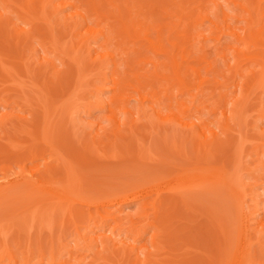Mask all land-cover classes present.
I'll use <instances>...</instances> for the list:
<instances>
[{"label":"bare ground","instance_id":"1","mask_svg":"<svg viewBox=\"0 0 264 264\" xmlns=\"http://www.w3.org/2000/svg\"><path fill=\"white\" fill-rule=\"evenodd\" d=\"M146 1L147 0H0V69L6 72V74L13 73L15 68L22 72L26 70L28 73L31 68V72H33L34 66L31 65L34 63V65H37L40 76V73L45 74L49 69L54 68V59L48 62L45 57H42L40 62L33 61L35 59L33 58L32 52L34 53L36 48L34 47L33 51L31 46L32 42L37 41L36 39L38 38L39 43L37 44L47 43L50 52H52L53 56H57L60 61L62 60V63L63 60L65 62L68 60L67 68L62 67L61 70L52 69L54 70V74L56 73L55 76L57 77L55 78H57L58 80L56 81L59 82L56 84L59 85V88L57 85L56 87L53 86L61 92L59 94V92H57L58 90L55 89L54 91L56 92L54 95L57 93L62 102L59 101L58 103H60V105H55L53 108L51 107V112H47L46 116H43V119H41V122L43 121L41 130H38L37 134H35L41 144L45 143L44 146L46 145L47 147L45 150L48 151L47 157H49V159H46V156L41 154L40 156L43 157L44 162L41 161V163L35 165L36 169L33 168V171H28L18 179L7 178L8 175H6V171L9 170V166L8 168L4 165L0 166V173H4L2 177L4 182H0L1 197L3 196L4 198L5 196H9L8 194L15 190L19 191L17 189L23 187L20 190L23 191V196H33L38 200H31L35 202V206L33 205L34 207L31 210L28 206L30 211L27 214L25 212L28 208L24 209L23 206L20 208H23L25 212L19 211L20 208L17 210V206L14 207V209L11 208L14 211L6 210L9 211L6 212L8 213L7 215L0 212V264H264V243L261 242L262 239L260 240L259 236H256V238L255 235L253 236V231L256 232L258 229L251 228V224L249 223L250 220L245 218L243 214V200H245L243 198H245L244 195H246L245 184L241 182L239 178L240 174L236 172L239 167L242 168L240 166L242 163L239 164L241 160L237 157L238 162L236 161L235 165L237 169H234L233 175L230 171L231 175L229 173L227 174L228 170H226L227 168H225L224 165L221 166V168L213 167L211 165V157L219 152V150H222L224 155L223 151L226 153V149H228L226 146L228 143L222 141L221 138L219 140L218 135H212L213 131L211 132L209 129L208 118H205L208 116H205V113H203L206 106H186L188 103L184 105L183 101L178 102V95H176L175 98L172 96V93L175 91L176 93L178 92L177 94L181 95V93L184 94L185 91L190 92V89L192 91L193 88V90L196 89V91H193L196 94L200 89L201 93L198 91L197 94H200L199 97L203 95L202 100L199 102L202 103L205 101L203 99L205 98L204 96L207 95L206 92H209L208 95L212 97L217 94V106L215 111L221 109L222 116L225 115L227 117V128L229 127V122L234 121V118L239 119L245 116L244 119H247V115L250 112L247 114L246 112L250 107L253 108L252 111L261 117H259V119L263 120L264 0H249V2L248 0H228L231 3L226 2V4L224 3L225 6L220 4L224 2L223 0H169V2L166 0L169 4L160 3V5H157L158 3L153 2V0H148L147 3L150 1L149 4H147L149 7L146 5L148 8L145 7ZM232 5L235 6L236 9H234L235 7L233 8ZM145 8H151V10H148L150 13H146V11L143 10ZM66 9H69L68 14L62 15L63 11ZM154 10H159L160 12H157H159L161 16H152L151 14ZM233 10H236L237 13L233 12ZM238 10H241V12L239 13ZM3 16H5V18ZM14 16L17 22L22 21L28 26L25 28L19 26L17 22L14 23V21H11ZM219 16L223 18L221 22ZM2 18H4L3 21ZM235 18L236 20L238 18V20L240 19L245 22L243 27H240L236 23L234 24L237 26H234V24L232 25V21L233 19L235 20ZM205 21L208 29L202 28ZM207 22L210 24V27H208L209 25ZM40 25L43 28H41ZM82 29L84 30L82 31ZM218 34L231 37L230 39H227L228 37L225 38L228 40L225 44L228 45V42L232 38L234 42L231 40L233 43L230 42L228 46L222 44V47H227L226 50L224 48L222 50V48H220L221 42L213 38L218 37ZM211 37L213 41L217 40L218 42L216 44L215 42L213 43L217 46L216 48L212 45L217 56L214 55L211 46L209 47L211 50L208 48L209 51L207 50V56L205 55L206 47L209 45L207 41ZM206 42L207 45H205ZM31 50L32 52H30ZM27 51L31 54H26L25 52ZM93 52H95L96 55H92ZM147 52H149V55ZM209 53H212L215 57L213 58V55H209ZM151 54L153 57L150 56ZM154 54L156 56L159 55V59H157ZM154 57L156 58L154 59ZM87 58L88 60L86 61ZM9 59L10 61L14 59V67L16 66L13 68L14 70L11 69L12 66L8 67ZM47 62L51 65L49 69L42 66ZM143 63L151 64L152 69L149 70L151 72L145 73L144 70L141 69L140 65ZM52 64L54 66H52ZM150 64L146 67L150 68ZM38 65H41L43 68H39ZM86 65H88L89 68L91 67L90 73L88 72L89 74H86L88 70L85 69ZM139 68L141 69L140 71L138 70ZM59 72L65 75L63 79L61 76H58L60 75ZM9 74L8 76H10ZM189 79H197L198 84L194 81L197 86L192 80L190 84V82H188ZM45 81L46 80H44V82ZM89 81H91L89 85H91V91L93 90L92 93L94 94L92 95L94 96V100L83 101V97L81 98L80 96L82 95L81 90L84 88L82 86L84 84L82 83H89ZM106 82H111V88H114L116 91L112 97H109L110 99L108 98L109 100H103L100 97L102 96ZM162 82L165 83L164 89L163 92L161 91L162 94L158 95L156 88L159 85L161 86L160 83ZM188 83L192 86L188 85ZM155 84L156 87L154 88L153 85L155 86ZM228 84H231L234 89L238 90V95L234 97L235 99L230 103L227 112H225L223 107L225 105L224 99L225 95H228V92L225 91L226 89L224 90L225 92H222L220 87ZM194 85L196 86L195 88ZM47 87L49 86H45L44 88ZM217 87L220 89L217 90L219 92L215 91ZM32 88L39 91V96L35 95L39 100L32 97L35 101L37 100L40 102L44 99V103H46L49 98H52L50 97V91L48 92L47 89H44L42 86L37 87V84H34ZM89 88L88 91L90 90ZM173 89H175V91ZM20 90L22 91V89ZM48 90H51V87H49ZM170 90H172V92L167 94ZM27 91H32V89ZM70 91H72V93ZM204 92L206 95L203 94ZM82 93L84 92L82 91ZM170 93L173 98L170 99L168 97V99L174 100L171 101L172 103L163 105V98H166V94L170 95ZM73 94H75L77 98H72ZM195 94H191L193 96L189 99L192 103L194 100L198 99V96L196 97L197 94ZM164 95L165 97H163ZM6 98L3 99L5 104H3L4 107H6L7 103L8 105L11 102L17 103L14 100L10 101L9 98ZM130 98L135 99L138 104L136 106L131 104ZM26 99L28 98H25V100ZM26 101L30 104V102H28L29 100ZM191 101L189 102L191 103ZM32 102L33 101H31V103ZM148 102L152 104L146 106L145 103ZM180 102H182L181 104L184 105V107L186 106V109H184V107V110L180 108L181 112H176L177 114H174V117L172 115L171 118H164V116L160 115L164 108L168 107L166 109H169L171 105H175L177 108ZM115 103H118L119 106H121L120 108L123 107V110L120 111H123L122 114L128 115V118L125 117L124 120L126 121H121L117 116H111L109 117L111 125L107 123L109 125L108 128L105 127L106 123L101 126L99 123L102 121L97 120L98 123L95 122L96 124H93L97 126V131L95 130L96 132H94L95 134L93 135L96 136V142L93 148H95L94 150L96 152L99 151V155L103 156H105L104 154H106V151L109 153L108 149H112L113 151L110 150L112 151L110 152L112 155L109 154L111 155V159L112 156L116 159L119 154L123 156L124 159L118 160L119 162L123 161L122 165L118 163L119 166H116V164H114L115 161L113 162L115 166L106 164L107 166L103 168L107 171H111L113 174L120 173V175H125L128 174L125 172H129L131 169L132 171L137 170V172L143 176L145 175L144 178L146 179L142 177L140 179L139 176L138 178L140 180L143 179L142 181L127 182L123 180L122 185L118 186L119 183L116 186L119 187L117 190H110V192H106L102 196H98L97 194V196L94 197L88 196L86 192V194L83 192L82 186L83 184L86 186L89 185L84 183L85 181L81 182V178L83 177L79 175V169L76 171L77 166L73 164L78 163L77 165L79 167L80 163L81 165L84 164V167H87L89 166L88 162L91 163L93 160L87 161V157L83 155L84 149H82V154H77L79 156L77 157L76 153L79 152L77 148L80 147H77V142H79L78 140L80 139L77 138L76 141V138L72 135L75 132L71 130L72 133H70L69 131L72 128H76L75 131L77 132V129L82 127L80 123H76L77 121L74 120L78 118L79 112L77 109L79 110V107L84 109L81 108L84 114L86 112L88 113L87 115H89L93 107L97 109L109 107L111 111H113L112 108ZM33 104L35 105L38 103L33 102ZM181 104H179V106H181ZM194 106L196 109L193 111L191 109ZM12 109L10 112L0 116V123H4L6 126L8 121L5 120V118L13 115ZM47 110L50 111L48 107ZM149 110L153 111L150 117L148 113ZM58 113L60 114V119L64 121L62 124L61 121L60 124L57 122V120L60 119H54L55 116L59 115ZM76 114L77 118H73ZM61 115H64L63 117L66 120H63ZM68 115L70 117L69 119L67 117ZM152 115L154 116V119H152L155 121L156 119L157 121H173L184 128V133H182L183 136H185L183 145H181V142L179 145L175 139H172V143L170 142L172 147H170L175 149L174 153L183 155L180 156L182 159H179L181 161L187 160L185 162H188L187 164L182 163L184 164L182 165L181 162L178 164L175 161L176 155L174 159L168 156V160L165 157L167 155L161 151H159L161 153H158V155L156 154L157 156H155V159L150 145L148 144L149 146H146L147 143L144 144L140 140L139 136L142 131L138 126L143 127L145 125L146 128H149L150 125L149 130L147 128V133L148 135L150 134L149 137L154 131L155 134L153 135H160L159 131L156 129L158 127L155 128V125L151 126L152 121L150 118ZM14 116L20 124L24 123V126L26 125L25 123L28 121L30 122V120H27L28 118L26 119L24 117V122H21L23 119L18 114ZM122 118H124V116ZM51 119L53 122L54 120L57 122L59 128L52 123V121L50 122ZM67 123H70L72 126L69 124L70 127H68ZM4 125L2 124L0 126L3 127ZM77 125L78 127H76ZM54 126L58 128V130H56ZM12 127L9 126L10 129ZM23 127L20 128L24 129ZM53 127L55 131H52V129L54 130ZM25 129L27 128L25 127ZM59 132L62 133L60 134ZM78 133L79 132L74 135L78 137ZM5 134H7V132H5ZM9 134L10 132H8L7 135ZM70 134L72 137H70ZM90 134L92 136L91 132ZM67 136L68 138L70 137L71 140L73 139V141L75 139L76 143L69 140L76 144L75 146L68 143ZM37 139L35 138V140ZM82 139L86 140L85 138H81L79 142L81 145L80 149L83 146L85 148L86 143L90 141L83 144L82 141L84 140ZM93 140L90 143L93 144ZM39 141L35 142L37 143ZM161 142L162 140L159 143L162 144ZM185 142H191L192 146L195 147L196 150L193 149L195 150L193 151V157L188 156L189 151L185 149L187 147V143L186 145L184 144ZM261 142L264 143V141ZM60 145H66L67 147H65L69 148L72 154L75 153L73 154L75 157L73 156L74 158L72 157V159L70 158L71 154L69 152L66 153L67 150H64L67 156L70 154L67 158L72 160L73 163L64 157L66 155L60 154L62 151H59V149H63ZM230 145L229 143V147ZM32 146L33 144H31L30 147ZM116 146L119 149H116ZM161 146H163V144ZM183 146L186 147L184 148ZM30 147H28L27 152L33 150ZM234 147L235 144L233 145V148ZM29 148L31 150H29ZM86 148L88 149L89 146H86ZM86 148L85 151L88 153ZM34 151L32 155L36 157L37 154L35 155ZM191 151L192 150H190V153ZM40 153L41 152H39V154ZM240 154L241 152L239 155ZM88 155L92 158V154L89 153ZM228 155L230 157V154ZM232 155L234 156L233 153ZM81 156H84V158H80ZM97 156L95 159H98L99 156ZM233 158L234 157H232V159ZM145 159L158 160L155 163L158 162L159 164H153L151 167L148 165L145 166ZM170 160H174L173 164H175L173 168ZM52 161L56 164H51ZM111 161H109L110 164L112 163ZM95 162L97 161L95 160ZM95 162L91 163V165L96 164ZM128 163L131 165L133 163L134 167L138 165L133 169V166L128 165ZM232 163L235 164L231 162V165ZM101 165L103 164L99 163L97 166L100 167ZM125 165H128L129 168ZM141 165L142 168H140ZM159 165L164 169L166 168L165 166H167L168 169L172 168L174 171H177L174 172L175 174L171 179H166L167 182H165V180L161 181L159 177L164 171L156 174L157 169L160 168L158 167ZM177 165L182 166L177 167ZM20 168L22 169L24 167ZM106 170H104V172ZM122 170L125 172L121 173L123 172ZM144 170L146 174H144ZM104 172L102 174H104ZM172 172L171 175H173ZM107 173L109 174V172ZM60 174H64V178L63 176L61 177ZM80 174H82V172H80ZM234 174L238 175L234 176ZM161 177L164 178V176ZM87 178L86 180H88ZM168 179L170 180L168 181ZM102 181L103 184L104 180ZM109 184H107V187ZM91 186L90 184L89 187ZM92 187L94 188V186ZM91 188L86 189L93 192ZM221 189H226L229 196H225L226 194L224 195V193L220 191ZM98 191H100V189ZM25 193L27 194L25 195ZM88 194L90 195V193ZM212 194L216 196L217 200L215 202L221 200L220 202H222V204L224 203L221 205L219 202L220 206L223 207L224 205H228V201L225 202V199L228 200L229 197H231L232 200L234 199L233 203L236 207L235 215L238 219L237 226L234 225L236 228L233 227L236 237L233 235V231L230 228L231 224L229 225L228 223L231 218L226 221V218L223 219L224 217H217V206L214 207L215 203L213 204V201L210 200V198H214L213 200H215V197H211ZM208 200L211 202H208ZM129 202L137 203L138 207L133 214L135 216V218L133 217L134 220H132L131 217L130 219L132 221L130 222L129 217L131 215H126L124 222L119 215L113 216L115 212H107V210L104 209L106 206L112 205L115 207L113 210L120 213L123 204ZM36 203L38 204L36 205ZM92 207H94V209H92ZM98 207H100V210L105 211L106 214L96 222L95 217L100 213ZM235 209L233 210L235 211ZM17 211H19V213H16ZM220 213L223 214L222 212ZM226 215L227 213L225 216ZM201 219H203L204 222L200 221ZM111 221L113 225L110 224ZM261 226L264 229V224ZM55 227H59L58 229L56 228L59 232L56 237H54V233H57ZM13 229H15V231L18 230L16 231L17 233H14L15 231ZM66 229L68 230L67 233ZM115 229L118 231L114 232ZM44 232H46L47 235ZM148 232L150 235L145 241L143 238ZM24 233L26 237L22 240L20 235ZM233 237H235V240ZM142 241L146 243L141 244ZM255 245L258 246L256 251L258 252L259 250V253L255 252ZM214 253L217 254L214 255Z\"/></svg>","mask_w":264,"mask_h":264},{"label":"rangeland","instance_id":"2","mask_svg":"<svg viewBox=\"0 0 264 264\" xmlns=\"http://www.w3.org/2000/svg\"><path fill=\"white\" fill-rule=\"evenodd\" d=\"M142 1V0H141ZM148 1V0H147ZM147 1H146V4H145V7H146V5L147 4H149V2L150 1H152V0H150L148 3H147ZM168 2H169V0H167ZM220 1H222V0H220ZM224 2L223 3H220V4H223L224 5V3L226 4V2H228V3H231V2H229L228 0L227 1H225V0H223ZM230 1H233V0H230ZM235 1V0H234ZM153 2H157V3H155V4H157V5H160V3H167V4H169L168 2H166V0H164V2H163V0H162V2H161V0H153ZM219 2V1H218ZM248 2H249V0H248ZM145 3V2H144ZM143 3V4H144ZM231 5V4H230ZM263 5H264V3H263ZM148 6V5H147ZM225 6V5H224ZM223 6V7H224ZM233 6V5H232ZM149 7V6H148ZM148 7H146V8H148ZM231 7V6H230ZM235 6H233V8H234ZM145 8V9H146ZM143 9L144 11H146V13L148 12V10H151V8H149V9ZM234 9H236V7L234 8ZM157 11H159V10H154L153 12H152V16H161V14L159 13V12H157ZM68 12H69V9L67 10H64L63 11V13H62V15H67L68 14ZM156 12V13H155ZM233 12H236V10H233ZM238 12L240 13L241 12V10H238ZM145 13V14H146ZM148 13H150V12H148ZM156 14V15H154V14ZM237 13V12H236ZM4 18H5V16H3ZM0 18H1V16H0ZM4 18H2V21H3V19ZM13 19H11V21H14V23L15 22H17V19H16V17L14 16V17H12ZM219 18H221V20H220V22L222 21V16L220 17L219 16ZM1 21V20H0ZM233 23H232V25L234 24V23H236L237 25H239L240 27L242 26L243 27V25L245 24V22L242 20H238V18H237V20H236V18H235V20L233 19V21H232ZM18 23V25L19 26H22V27H25L26 28V26H28V25H25L24 24V22H22V21H18L17 22ZM207 24L209 25L208 27H210V24L207 22ZM236 24H234V26L236 25ZM204 26H206V21L204 22V24H203ZM236 25V26H237ZM60 26H63V25H60ZM204 26H202V28L203 29H206L207 28V26L206 27H204ZM40 27L41 28H43L41 25H40ZM208 29V28H207ZM84 29H82V31H83ZM218 37H213V38H215V39H217V40H219V42H221V47L220 48H222V50H223V48L226 50V48L227 47H224L225 45H227V44H225L228 40H226L225 38H227L228 36H223L222 34H218L217 35ZM220 36H222V37H220ZM224 37V38H223ZM213 38L211 37L207 42H208V44L209 45H207V42L205 43V45H207L208 47H206L207 49L205 50L206 52H205V55L208 53V51H209V47L211 46L212 47V45H214L213 43L215 42V44L216 43H218L217 42V40L216 41H213ZM221 38V39H220ZM231 37H228L227 39H230ZM39 39V38H38ZM38 39H36L37 41H34V42H32V50L34 51V47L36 48V50H35V52L33 53L32 52V50L30 51V52H32V55H33V58L35 59V60H33V61H39L40 62V59L42 60V57L44 58H46L47 60H48V62H50V60L51 59H54V62H55V66L52 64V66H54V68H51V69H49L50 68V64L48 63H46V64H43L42 66L43 67H46V68H48L49 69V71L47 72V73H45V74H41L40 73V76H39V73H38V69H37V65H34V63H32V65L31 66H34L33 67V72H31V70H32V68H31V70H29V72H31V73H27L26 72V70L25 71H20L19 69H17V68H15L14 67V59L12 60V61H10V59H9V65H8V67L9 66H12L11 67V69L12 70H14L13 68H15V70L13 71V73H8L10 76H8V74H6V72H4L2 69H0V116L2 115V114H6L7 112H10L11 111V109L13 110V115L9 118L8 116H6V117H8L9 118V120H8V118H5V120H7L8 122L6 123V126L4 125V123H0V125H4L3 127L2 126H0V166H2V165H4V166H6L7 168H8V166H9V170H7L6 172H7V174L6 175H8L7 176V178H15V179H18L19 177H21L23 174H26L28 171H33L34 169H36V166L35 165H37V164H39V163H41V161L42 162H44V159H43V157H41L40 155L42 154V155H45L46 156V159L48 158L49 159V157H47L48 156V151L47 150H45V148H47L46 147V145L44 146V142H42V143H44V144H41L40 143V141L37 139V136L35 135V134H37V131L38 130H41V127H42V122H41V119H43V116H46V113L48 112V113H50L51 112V107L53 108V106L55 107V105H60V103H58L59 101L60 102H62L60 99L61 98H59L58 97V94L56 93V95H54L55 94V92L56 91H54L56 88H54V86L56 87V85L59 83L58 81H56V80H58L57 78H55V77H57V76H55L56 75V73L54 74V70H61V68L63 67H68L67 65H68V60H67V62H65L64 60H63V63H62V60L60 61V59L56 56H53V54H52V52H50V50L48 49V45H47V43H45V44H40V45H38L37 43H39L38 42ZM214 39V40H215ZM233 39V38H232ZM231 39V40H232ZM229 41L228 43V45H230V42L231 43H233L232 41ZM212 43H211V42ZM35 44V45H34ZM211 44V45H210ZM222 44H224V46L222 47ZM34 45V46H33ZM37 45H38V47H37ZM218 45V44H217ZM227 45V46H228ZM40 46V47H39ZM219 46V45H218ZM217 46L216 45H214V48H216ZM209 48V49H208ZM49 50V51H48ZM208 50V51H207ZM211 50V49H210ZM212 50H213V47H212ZM2 51V50H1ZM29 51H27V52H25L26 54H28V55H30L31 53H30ZM96 52V51H95ZM95 52H93L92 53V55H96L95 54ZM211 52V51H210ZM148 53V55H149V52H147ZM151 53V52H150ZM213 53H214V55H216L217 56V54H215V51L213 50ZM25 54V55H26ZM142 54H144V53H142ZM209 55H213L212 53L210 54L209 53ZM208 55V56H209ZM212 56L213 58L215 57V56ZM27 56V55H26ZM146 56V55H145ZM150 56H152L153 57V55L151 54ZM150 56H147V57H150ZM154 56H156L155 54H154ZM159 55H157L156 57H157V59H159V57H158ZM207 56V55H206ZM156 57H154V59L156 58ZM211 57V56H210ZM209 57V58H210ZM50 58V59H49ZM57 60V61H56ZM88 60V58L86 59V61ZM8 61V60H7ZM32 61V62H33ZM59 61V62H58ZM58 63V64H57ZM61 63V64H60ZM70 63V62H69ZM37 64H38V62H37ZM148 64H150V63H148ZM148 64H145V63H143V64H141L140 65V67H141V69L142 70H144V72L145 73H149V72H151V71H149V70H151L152 68H151V64H150V68H148V67H146V66H149ZM41 65H38V67L40 68H43ZM57 66V67H56ZM90 66V65H89ZM145 66V67H144ZM56 67V68H55ZM91 68V67H90ZM90 68L88 67V65H86V67H85V69H88L87 70V72H86V74H89L90 73ZM121 68V67H120ZM119 68V69H120ZM147 68V69H146ZM52 69H54V70H52ZM92 69H93V67H92ZM92 69H91V71H92ZM122 69H123V67H122ZM140 68L138 69L139 71L141 70ZM12 70H11V72H12ZM63 70V69H62ZM35 71V72H34ZM37 71V72H36ZM118 71H120V70H118ZM58 72V71H57ZM89 72V73H88ZM34 73H35V75H34ZM60 73V72H59ZM91 73H93V72H91ZM11 74H12V76H11ZM38 74V75H37ZM48 74H49V76H48ZM64 74H65V72H64ZM58 76H61V78L63 79V77L65 76V75H63L62 74V72L60 73V75H58ZM44 80H46L45 82H44ZM92 80V79H91ZM191 80L192 79H189V81L188 82H190V84H191ZM54 81V82H53ZM56 81V82H55ZM194 81H196V83L198 84V80L196 79V80H192V82H194ZM62 82L64 83V81L62 80ZM61 82V83H62ZM22 83V84H21ZM24 83V84H23ZM55 83V84H54ZM57 83V84H56ZM87 82H83L82 84H84V85H82L84 88H85V91H84V88L81 90V94L82 95H80L79 93V95L81 96V98L83 97V101H93L94 100V96L92 95V94H94V93H92L93 92V90L91 91V85H89L90 83H91V81H89V83H87ZM107 83V84H106ZM105 83V86H104V90H103V92H102V96H100L101 97V99H103V100H109L110 98L109 97H112L113 95H114V93L116 92L115 90H114V88H111L112 87V84H111V82H106ZM111 85H110V84ZM196 83L194 82V84L196 85ZM34 84H37V87H40V86H42L43 88L45 87V86H49V87H51V90H48L49 89V87H47V88H44V89H47V91L49 92L50 91V97H52V98H49V100H50V102H49V100L48 101H46V103H44V99H40L41 101L39 102V101H37V100H39V99H37V97L36 96H39V91H37L35 88H32V86L34 85ZM98 84H99V82H98ZM161 84V86L163 87H161L160 85V87L159 86H157V88H156V91H157V94L158 95H161L162 93H161V91L163 92V89H164V82H162V83H160ZM189 83H188V85H190ZM39 85V86H38ZM54 85V86H53ZM89 85V86H88ZM194 85V88L197 86H195ZM31 86V87H30ZM58 86V88H59V85H57ZM64 86V85H63ZM190 86H192V85H190ZM21 87V88H20ZM35 87V86H34ZM90 87V88H89ZM153 87L155 88L156 87V84H155V86L153 85ZM220 87V86H219ZM23 88H24V91H23ZM29 88H31L32 89V91H27V90H31V89H29ZM88 88L90 89L89 91H88ZM192 88V87H191ZM221 88V90H222V92L225 90L226 92H228L227 94L228 95H225V93H224V95H225V99H224V101H225V105L223 106L224 107V111L225 112H227V110H228V108H229V105H230V103L235 99L234 97H237V95H238V90L237 89H234L232 86H231V84H228V85H226V86H222V87H220ZM20 89H22V91L20 90ZM33 89H35V90H33ZM65 89H67V88H65ZM64 89V90H65ZM4 90V91H3ZM56 90H58L57 92H59V89H56ZM68 90V89H67ZM128 90H130V89H128ZM174 91H175V89H173ZM188 90H189V88H188ZM217 90H220L218 87L215 89V91H217ZM36 91V92H35ZM82 91L85 93V95H84V93H82ZM91 91V92H90ZM173 91V92H174ZM193 91H196V89H194L193 90V88H192V91H191V89H190V92L188 91H185L184 92V94L183 93H181V95L180 94H177L176 93V91L174 92V93H172V96L175 98V96L176 95H178L177 96V99H178V102L179 101H183V103H184V105H186V103H188V105H186V106H193V105H198V106H206V109L205 110H203V113H205V116H208V117H205V118H208V121H209V129L211 130V132L213 133L212 135H218V138H219V140H220V138H221V140L222 141H225V143H228V145L226 146V148H228V149H226V153H225V151H223L224 152V155H223V153H222V150H219V152H217L214 156H212L211 157V165L213 166V167H215V168H217V167H220L221 168V166H223L224 165V167L225 168H227L226 170H228L227 171V174L229 173L230 175H231V173H232V175H233V173H234V169L236 170L237 168V166L235 167V165H236V161L238 160V159H240L241 161H239V164H241L242 163V165H240L242 168H240L239 167V169H237V171L236 172H238V174H240L239 176V178H240V180H241V182L243 183V184H245V194L246 195H244V197L245 198H243V199H245V200H243V214L245 215L244 217L245 218H248L249 220H250V226H251V228H255V229H258V231H256V232H254L253 231V236L255 235V238H256V236L258 237H260V240L262 239V243H264V229H263V227L261 226V225H263L264 224V143H262L261 141H264L263 139H264V118H263V120L262 119H259V117L260 116H258L257 115V113H255L254 111H252L253 110V108H249L248 109V111L246 112V114L247 113H249L248 115H247V119L245 120L244 119V117L243 118H239V119H237V118H234L233 120L234 121H230L229 122V127L227 128L226 127V123H227V117L225 116V115H223L222 116V113H221V109H219L218 111H215V109H216V106H217V94H215V96L214 97H212L211 95L209 96L208 94H209V92H206V94L208 95H206L205 94V92L203 93V94H205L206 96H204L205 98L203 99V100H205L204 102H202V103H199L201 100H202V98H203V95H202V97H201V99H200V97H199V95L197 94L198 93V91H200V89L196 92V94H195V92H193ZM224 91V92H225ZM66 92V91H65ZM71 93H72V91H70ZM88 92H90V93H88ZM131 92V91H130ZM160 94H159V93ZM169 92H172V90H170V91H168L167 92V94L169 93ZM192 92V93H191ZM217 92H219V91H217ZM61 92H59V94H60ZM74 93H75V91H74ZM199 93H201V91L199 92ZM214 93H216V92H214ZM20 94V95H19ZM33 96H32V95ZM38 94V95H37ZM53 94V95H52ZM77 94V93H76ZM89 94V95H88ZM166 94V98H163V101H162V104L163 105H166V104H169V103H172L171 101H173V100H169L168 99V97L171 99V98H173L172 96H171V93H170V95H167ZM174 94V95H173ZM184 96H183V95ZM191 94H195L196 95V97L198 98V99H196V98H194V99H196V100H194L193 101V103H192V101L191 100H189L190 98H192L191 96H193V95H191ZM223 94V93H222ZM24 95V96H23ZM36 95V96H35ZM187 95V96H186ZM4 96V97H3ZM8 96V97H7ZM171 96V97H170ZM181 96V97H180ZM183 96V97H182ZM190 96V97H189ZM264 96V95H263ZM9 98V100L10 101H15V102H17L16 104L14 103V102H11L9 105H8V103H7V105H6V107H4V100L3 99H5V98ZM28 98V99H26V100H29L28 102H30V104H28L27 103V101L25 100V98ZM35 98V99H37L36 101H35V99H33V98ZM77 98V96H75V94H73L72 95V98ZM163 97H165V95L163 96ZM6 98V99H7ZM65 98V97H64ZM109 98V99H108ZM15 99H17V100H15ZM191 101V103L188 101ZM185 100H186V102H185ZM264 100V99H263ZM31 101H33V102H35V103H38V104H33V102L31 103ZM133 101V102H132ZM19 102V103H18ZM165 102V103H164ZM41 103V104H40ZM57 103V104H56ZM130 103L131 104H133V105H137L138 103H137V101L135 100V99H133V98H130ZM149 103V102H148ZM148 103H145L146 104V106L147 105H150V104H152L151 102L148 104ZM182 102H180L179 104H181ZM4 104V105H3ZM179 104H178V106H177V108H176V106L175 105H171L170 107H169V109H166V108H168V107H166V108H164L163 109V111H161L162 112V114H160V115H162V116H164V118H171L172 117V115H173V117H174V114H177L178 112L180 113L181 112V109H183V107H184V105H182L181 104V106H179ZM39 105V106H38ZM47 105V106H46ZM114 105V107L113 106H111V107H113L112 109H113V111H111V108H109V107H107V108H104V109H97V108H95V107H93V109H91V112L89 113V115H87L88 113H86L85 112V114H84V112H83V108L82 107H79V110L77 109V111L79 112V114H78V118H77V114L75 115V117H73V118H77V119H74L75 121H77L76 123H80L81 124V126L82 127H80V124H79V127L80 128H78L77 129V132H79L78 133V137H76L77 135H74V134H77V132L75 131L76 130V128L74 129V128H72V129H70V133H72V132H75V133H73L72 135H73V137H75L76 138V141H77V138L78 139H80L81 140V138H85L86 140H84V139H82V140H84V141H82L83 142V144L85 143V142H88L89 140V142L88 143H86V145H85V148H86V146H89V148L87 149V151H88V153L85 151V148H84V146L80 149V147H81V145H80V140H78L79 142H77L78 144H77V147L78 146H80V147H76L77 148V151H79L78 153H76V155L78 154V155H80V154H82V149H84L83 150V152H84V154L83 155H85L86 157V159H87V161H92L91 163H93V162H95V160L98 162H95L97 165H99V163L100 164H103V165H101L100 167H98L96 164H92L91 165V163L90 162H88V164H89V166H85L84 167V164H80L79 163V167H78V163H76V164H73V165H76L77 166V169H76V171L78 170V172H79V175L81 176V177H83V178H81L82 180H81V182H84V183H87L89 186H90V184L92 185V186H94V188L92 187H89V186H86V185H84L83 183V186H82V189H83V192L85 193H87V195L88 196H92V197H94V196H102L103 194H105L106 192H110V190L111 191H114L115 189L117 190L119 187H116L119 183V185L118 186H120V185H122V181L124 180V181H127V182H138L140 179H141V177L142 178H144V176L142 175V174H140L139 172H137V170H133L132 171V169H131V171H129V172H125V171H123V172H121V173H128V174H122V175H120V173L119 174H113L111 171H107L106 169H104L103 167L104 166H107V165H111V166H115L114 164H116V166H119V164L120 165H122L123 164V161L122 162H119L120 160H122V158H123V156L122 155H117V157H116V159H115V157H113L112 156V159L110 158L111 157V155H112V153H110V152H112L113 150L112 149H108L109 150V153H108V151H106V154H111V155H109V157H108V155H106V154H104L105 156H103V155H99L100 153H99V151H95L94 149L95 148H93V145L95 146V137L96 136H93L95 133L94 132H96L97 131V129H96V127L97 126H95V125H93L95 122L96 123H98L97 122V120L98 121H102L101 123H99L101 126L102 125H104L105 123L107 124V123H109V125H111L110 123V118L109 117H111V116H117L118 118H119V120L121 119V121L123 120V121H126V120H124L125 119V117L126 118H128V115H125V114H122V112L123 111H120V110H123L122 108H120L121 106H119V104L118 103H115V104H113ZM45 106H46V109H45ZM186 106L184 107V109H186ZM193 107L191 110H193L194 111V109H196V107ZM47 107L50 109V111H48L47 110ZM173 107V108H172ZM179 107V108H178ZM222 107V108H223ZM83 110H82V109ZM172 108V109H171ZM181 108V109H180ZM166 109V110H165ZM180 111H179V110ZM183 109V110H184ZM53 110V109H52ZM177 110V111H176ZM77 111H76V113H77ZM215 111V112H214ZM251 111H252V113H253V115H252V113H251ZM57 112H58V110H57ZM59 112H60V109H59ZM83 112V113H82ZM115 114H114V113ZM151 112V113H150ZM175 112V113H174ZM177 112V113H176ZM33 113V114H32ZM44 113H45V115H44ZM52 113H53V111H52ZM62 113V112H61ZM148 113H149V117L151 116L150 114H153V111H151V110H149L148 111ZM167 113H169V114H167ZM19 115L20 117H22V119H23V117L24 118H28L27 120H30V122L28 123V125H27V123H25L26 125L24 126V123L23 124H20L19 123V121H17L16 119V117L14 116V115ZM59 114V113H58ZM63 114H65V113H63ZM75 114V113H74ZM42 115V116H41ZM49 115V114H48ZM52 115V114H51ZM66 115V114H65ZM80 115V116H79ZM250 115V116H249ZM53 116H54V114H53ZM64 115H61V117H62V119L64 120L65 118L63 117ZM124 116V118H122ZM142 116V115H141ZM140 116V117H141ZM170 116V117H169ZM249 116V117H248ZM58 117V118H57ZM66 117V116H65ZM68 117V119L70 118L69 117V115L67 116ZM154 116L152 115V117L150 118L151 119V121H152V123H151V126H153V125H155L154 127L156 128V127H158V128H156L157 129V131H159V134L160 135H153V134H155V131L153 132V134H151V136L149 137V135H148V133H147V131L149 130V128H150V125H149V128H148V130H147V128H146V126L144 127H140V126H138V128L140 129L141 128V135L139 136V138H140V140L144 143V144H146L147 143V145L146 146H149L150 145V147L152 148L151 149V151L154 153V157L155 156H157L158 155V153H161V152H163L164 154H166L167 156H165L166 157V159H168L169 160V158H167L168 156L169 157H171V158H175L176 157V159H175V161L179 164V162H181V164L182 163H184V164H187V163H185L186 161H181L180 159H182V157L180 158V156H183V155H179V154H177V153H174L175 152V149H173V148H171L172 146L170 145L172 142V139H175L178 143H179V145H180V142L182 143L181 145H183V139H185V136H183V134L182 133H184L183 132V129L184 128H182L179 124H176L175 122H169V121H164V120H160V121H157V119H156V121L155 120H153L154 118H153ZM29 118H31V119H29ZM40 118V119H39ZM50 118H51V116H50ZM60 119V114L59 115H57V116H55L54 117V119ZM153 118V119H152ZM261 118V117H260ZM11 119V120H10ZM26 119H25V121H26ZM53 119V120H54ZM55 119V120H56ZM141 120H142V117L140 118ZM232 119V118H231ZM241 119H243V120H241ZM13 120V121H12ZM55 120H54V122L52 121V119L50 120V122L52 121V123H54L56 126L58 125V124H60V121H61V124L62 123H64V121H62L61 119L60 120H57V122H58V124H57V122H55ZM66 120V119H65ZM81 120V121H80ZM108 120H109V122H108ZM244 120H245V123H244ZM78 121H80V122H78ZM105 121V122H104ZM155 121V122H154ZM229 121V120H228ZM11 122H13V123H11ZM16 124H15V123ZM21 122H24V119L21 121ZM144 122V121H143ZM142 122V123H143ZM235 122V123H234ZM10 123H11V125H10ZM18 123V124H17ZM41 123V124H40ZM52 123H51V125H52ZM66 123V122H65ZM95 123V124H96ZM161 123V124H160ZM70 123H67V125H68V127H70V125H69ZM105 124V127H109V125L107 124L106 125ZM12 125H13V127H12ZM21 125V126H20ZM48 125H50V124H48ZM50 125V126H51ZM9 126L10 127H12L11 129L9 128ZM24 126V127H23ZM50 126H49V128H50ZM72 126V125H71ZM6 127V128H5ZM20 127H23L24 129H21ZM25 127L27 128V129H25ZM55 127V126H54ZM53 127V128H54ZM58 128H59V126H57ZM62 127H63V125H62ZM64 127H65V125H64ZM76 127H78V125L76 126ZM153 127V128H154ZM15 128H17V129H15ZM56 128V127H55ZM55 128H54V130L52 129V131H55ZM58 128H56V130H58ZM143 128H144V130H143ZM146 128V129H145ZM154 128V129H155ZM14 129V130H13ZM73 129H74V131H73ZM82 131H80V130ZM91 129V130H90ZM63 130V129H62ZM71 130H72V132H71ZM94 130V131H93ZM96 130V131H95ZM59 131H60V129H59ZM156 131V132H157ZM260 131H261V133H260ZM5 132H7V134H8V132H10V134L9 135H7V134H5ZM90 132L92 133V136H91V134H90ZM139 132V133H140ZM58 133V132H57ZM56 133V134H57ZM60 134L62 133V132H59ZM81 133V134H80ZM84 133V134H83ZM86 133V134H85ZM34 134V135H33ZM54 134V133H53ZM80 134V135H79ZM89 134V135H88ZM32 135H33V139H32ZM71 135V134H70ZM72 135L70 136V137H72ZM83 135H84V137H83ZM161 135H163V136H161ZM174 135V136H173ZM82 136V137H81ZM87 136V137H86ZM88 136H90V137H93V138H90V137H88ZM159 136H161V137H159ZM56 137V136H55ZM70 137L68 138V136H67V139H68V143H71V145H73V146H75L76 144H74V143H76V141H75V139H74V141H73V139L71 140L70 139ZM80 137V138H79ZM163 137V138H162ZM35 138L37 139V140H35ZM88 138V139H87ZM94 139V140H93ZM33 140V141H32ZM69 140H71L72 142H74V143H72L71 141H69ZM92 140H93V144L92 143H90V142H92ZM96 140H97V138H96ZM162 140V144H163V146H161L162 144H160L159 142ZM181 140V141H180ZM35 141H39V142H37V143H39V144H37ZM148 141V142H147ZM171 142V143H170ZM89 143H90V145H89ZM168 143V144H167ZM178 143H177V145H178ZM186 143H187V145H186ZM224 143V142H223ZM229 143L231 144L230 145V147H229ZM233 143V144H232ZM242 143V144H241ZM31 144H33V146L32 147H30L31 146ZM82 144V143H81ZM88 144V145H87ZM149 144V145H148ZM153 144V145H152ZM157 144V145H156ZM186 146H183L186 150L188 149V156L190 157V156H194V154H193V151H195L196 149H195V147L194 146H192V144H191V142H185L184 143ZM191 144V145H190ZM235 144V147L233 148V145ZM34 145H36V146H34ZM39 145V146H38ZM70 145V144H69ZM156 145V146H155ZM61 146V145H60ZM66 145H64V146H61V148H63V149H59V151H62L60 154H64V155H66L65 154V151L64 150H67V152L66 153H70L71 154V157L70 158H72L73 156L75 157V155H73V154H75V153H71V151H70V149L69 148H66L65 147ZM91 146H92V148H91ZM121 146V145H120ZM119 146V147H120ZM158 146H160V147H158ZM171 146V147H170ZM192 148H191V147ZM28 147H30V148H32L33 150H31L30 148H29V150H31V152H27V150H28ZM33 147H35V148H33ZM122 147V146H121ZM157 147V148H156ZM163 147H164V150H163ZM60 148V147H59ZM64 148H66V149H64ZM91 148V149H90ZM116 149H119V148H117V146L115 147ZM190 148V149H189ZM43 149V150H42ZM93 149V150H92ZM114 149V148H113ZM155 149V150H154ZM162 149V150H161ZM193 149H195V150H193ZM230 149V150H229ZM35 150V151H34ZM39 150V151H38ZM41 150V151H40ZM110 150H112V151H110ZM157 150V151H156ZM190 150H192L191 151V153H190ZM232 150H233V152H232ZM33 151L35 152V155L37 154V156L36 157H33V155H32V153H33ZM45 151V152H44ZM76 151V152H77ZM89 151H92V152H89ZM95 151V152H94ZM114 151H117V150H114ZM119 151V150H118ZM159 151H161V152H159ZM165 151V152H164ZM220 151H221V153H220ZM37 152V153H36ZM39 152H41L40 154H39ZM73 152V151H72ZM216 152V151H215ZM241 152V154L239 155V153ZM17 153V154H16ZM31 153V154H30ZM92 154V158H90L89 156L90 155H88V154ZM122 153V152H121ZM195 153V152H194ZM232 153L234 154V156L232 155ZM16 154V155H15ZM70 154H68V156L66 155V156H64L65 158H67V157H69V155ZM87 154V155H86ZM97 154H98V156H97ZM123 154V153H122ZM157 154V155H156ZM163 154V155H164ZM228 154H230V157H229V155ZM14 155V156H13ZM31 155H32V157H31ZM77 155V157H79ZM176 155V156H175ZM96 156L98 157V159H95L96 158ZM107 156V157H106ZM175 156V157H174ZM227 157V158H225V157ZM73 157V158H74ZM105 157V158H104ZM119 157V158H118ZM159 157H160V155H159ZM178 157V158H177ZM232 157H234L233 159H232ZM237 157H238V159H237ZM240 157V158H239ZM42 158V159H41ZM72 158V159H73ZM80 158H84V156L82 157H80ZM118 158V159H117ZM158 158V157H157ZM170 158V159H171ZM180 158V159H179ZM35 159V160H34ZM68 160H70L69 158H67ZM91 159V160H90ZM106 159V160H105ZM108 159V160H107ZM113 159H115V160H113ZM124 159V158H123ZM155 159H156V157H155ZM155 159H149V160H147V159H145L144 160V165L145 166H153V164H156L157 165V163H155L156 161H158V160H156L155 161ZM165 159V160H166ZM184 159H186V158H184ZM231 159V160H230ZM32 160V161H31ZM100 160H102V161H100ZM112 160V161H111ZM119 160V161H118ZM151 160V161H150ZM168 160H166V161H168ZM180 160V161H179ZM233 160V161H232ZM243 160V161H242ZM72 163H73V161L72 160H70ZM87 161H86V164H87ZM109 161H111L112 163L110 164L109 163ZM116 163H115V162ZM171 161V160H170ZM174 161V160H173ZM173 161H171L170 163H172L171 165H172V168L174 167L173 165L175 164H173ZM54 161H52L51 162V164H56L55 162L53 163ZM113 162H114V164H113ZM231 162H234L235 164H233L232 163V165H231ZM238 162V161H237ZM2 163V164H1ZM75 163V162H74ZM109 163V164H108ZM119 163V164H118ZM134 163V162H133ZM133 163H132V165L131 164H129L128 163V165H130V166H133ZM137 163V162H136ZM135 163V164H136ZM176 163V164H177ZM107 164V165H106ZM159 164V163H158ZM161 164V163H160ZM184 164H182V165H184ZM239 164H238V166H239ZM262 164V165H261ZM62 165V164H61ZM65 165V164H64ZM63 165V166H64ZM128 165H125V166H127L128 167ZM138 165V164H137ZM137 165L134 167L133 166V169H135L136 167H137ZM143 165V164H142ZM142 165H141V167L140 168H142ZM181 165V166H182ZM261 165V166H260ZM97 166V167H96ZM124 166V167H125ZM179 165H177V167H178ZM181 166H179V167H181ZM20 167H24V168H20ZM64 167H66V166H64ZM83 167V168H82ZM149 167V168H150ZM158 167H160V168H158L157 169V172H156V174L157 173H159V172H163L162 173V175H161V173H160V175L161 176H164V178L163 177H159V178H161L160 180L162 181V180H165V182H167V178H170L171 179V177L172 176H174V172L175 171H177V170H173L172 168H167V166H165L166 168H167V171H166V168L164 169L163 167H161L160 165L158 166ZM248 169H247V168ZM34 168V169H33ZM61 168H62V166H61ZM85 168H87V169H85ZM129 168V167H128ZM131 168V167H130ZM139 168V167H138ZM137 168V169H138ZM143 168L145 169V167L143 166ZM152 168H154V167H152ZM161 168H162V170H161ZM219 168V169H220ZM63 169V168H62ZM83 169H85V170H83ZM127 169V168H126ZM173 170V172H172V170ZM80 170H83V171H80ZM95 170V171H94ZM104 170H106L107 172H109V174L105 171L104 172ZM143 170V169H142ZM149 170V169H148ZM154 170V169H153ZM159 170V171H158ZM161 170V171H160ZM239 170V171H238ZM127 171H128V169H127ZM139 171H141V170H139ZM145 171V170H144ZM144 171H142V172H144ZM151 171V170H150ZM156 171V170H155ZM170 171V172H169ZM231 173H230V172ZM1 172V171H0ZM80 172H82V174H80ZM85 172V173H84ZM101 174H100V173ZM104 172V174H102ZM133 172V173H132ZM148 172V171H147ZM152 172V171H151ZM171 172L173 173V175H171ZM87 173V174H86ZM129 173H132V174H129ZM149 173V172H148ZM11 174V175H10ZM77 174V173H76ZM75 174V175H76ZM100 174V175H99ZM112 174V175H111ZM134 174V175H133ZM139 174V175H138ZM144 174H146V171L144 172ZM151 174V173H150ZM164 174V175H163ZM238 174H234V176L235 175H238ZM2 175V176H1ZM61 175V174H60ZM120 175V176H119ZM138 175V176H137ZM142 175V176H141ZM169 175V176H168ZM4 176V173L2 174V173H0V180L2 179V177ZM63 176V178H64V174H62L61 175V177ZM88 178H87V177ZM118 176V177H117ZM123 176V177H122ZM140 176V179L138 178ZM150 176H153V175H150ZM159 176V175H158ZM227 176H229V175H227ZM17 177V178H16ZM60 177V178H61ZM77 177V176H76ZM88 179V180H86V178ZM113 177V178H112ZM117 177V178H116ZM122 177V178H121ZM132 177V178H131ZM63 178H61V179H63ZM79 178V177H78ZM163 178V179H162ZM85 179V180H84ZM94 179V180H93ZM118 179H119V181H118ZM136 179V180H135ZM144 179H146V178H144ZM170 179H168V181L170 180ZM93 180V181H92ZM102 180H104V183L102 184ZM116 180V181H115ZM143 180V179H142ZM142 180H140V181H142ZM80 181V180H79ZM95 182V181H98V182H95V183H92V182ZM1 183L2 182H4L3 181V179L0 181ZM164 182V181H163ZM76 183V182H75ZM109 184L108 185V187H107V184ZM94 184V185H93ZM112 184V185H111ZM99 186V187H98ZM96 187V188H95ZM98 187V188H97ZM107 189H106V188ZM23 187H21V189H22ZM88 188H91V190H93V192L92 191H90V190H87ZM21 189H17V190H19V191H13L12 193H10V194H12V195H10V194H8L9 196H5L4 198H3V196L1 197L0 196V198H2V199H0V212L3 214H8V213H6V212H9V211H11V210H13L14 209V207H16V209L18 210V208H20V207H22L23 206V208L24 209H27L28 208V206H29V208H30V210L31 209H33V207L35 206L34 204H35V202H33V201H31V200H37V198H35V197H33V196H29V195H26L27 193H25V195L26 196H23V191H20ZM30 189V188H29ZM100 189V191H98ZM106 189V190H105ZM87 190V191H86ZM97 190V191H96ZM103 191V192H102ZM221 192H223L224 193V195L225 196H229V194H228V192L226 191V189H221L220 190ZM21 192V193H20ZM96 192V193H95ZM100 192V193H99ZM85 193V194H86ZM88 193H90V195L88 194ZM200 193V192H199ZM95 194V195H94ZM97 194V195H96ZM201 194V193H200ZM199 194V195H200ZM222 194V193H221ZM16 195V196H15ZM13 196V197H12ZM30 198H29V197ZM211 197H215V200H213L212 198H210V200H212L213 202V204H214V207L215 206H217L216 208L218 209L217 210V217H221V218H223V219H225L226 218V221H228L230 218H231V220H229L230 222H228L229 223V225L231 226L230 228L232 229V231H233V235L235 234V231L233 230V227H235V226H237V224H238V219L236 218V207H235V204L233 203L234 201V199L232 200V198L231 197H229V199H231V200H226L225 199V202L226 201H228V205H224V207L223 206H220V204L221 205H223L222 204V202H220V204H219V202H215L217 199H216V196H213V194H212V196ZM6 198V199H5ZM201 198V197H200ZM203 198V197H202ZM227 198V197H226ZM4 199V200H3ZM209 199V198H208ZM210 200H208V202H211ZM253 200H255V201H253ZM22 202V204H21V202ZM38 201V200H37ZM19 202H20V204H19ZM24 202V203H23ZM211 203V204H212ZM38 203H36V205H37ZM227 204V203H226ZM13 205V206H12ZM15 205V206H14ZM34 205V206H33ZM219 206V207H218ZM226 207V208H225ZM11 208H13V209H11ZM23 208H20L19 209V211H24L25 212V210L23 209ZM29 208H28V210H26V214L27 213H29ZM100 207H98V209H99ZM104 208V207H103ZM113 208L115 209V207H113L112 205H108V206H106L104 209H106L107 210V212H115L114 213V215L113 216H120V217H122V219L124 220V222H125V219L124 218H126V215H131L130 217H129V219L131 218L132 220H134L133 219V217L135 218V216L133 215L134 214V212L137 210V203H135V202H129V203H125V204H123V206H122V208H121V212L120 213H118L117 211H114L113 210ZM223 208V209H222ZM225 208V209H224ZM228 208V209H227ZM15 209V210H16ZM92 209H94V207H92ZM102 209V208H101ZM227 209V210H226ZM230 209V210H229ZM233 209H235V211L233 210ZM244 209H245V211H244ZM4 210V211H3ZM6 210H9V211H6ZM100 210V209H99ZM227 212H226V211ZM232 210V211H231ZM14 211V210H13ZM19 211H17L16 213H19ZM28 211V212H27ZM227 213V215L225 216V212ZM229 211V212H228ZM215 212H216V210H215ZM220 212H222L223 214H221ZM24 213V214H25ZM220 213V214H219ZM231 213V214H230ZM105 214H106V212L105 211H103V210H100V213L95 217V220H96V222L97 221H99L102 217H104L105 216ZM223 215V216H222ZM235 215V216H234ZM228 216H230V217H228ZM111 217H112V215H111ZM119 217V218H120ZM233 217V218H232ZM127 219H128V217H127ZM129 220V222L130 221H132V220ZM200 221H203L204 222V220L203 219H201ZM242 221V220H241ZM16 222V221H15ZM123 222V223H124ZM127 222V221H126ZM110 224H112L113 225V222L111 221V223ZM235 225V226H234ZM58 229L59 227H55V229ZM236 228V227H235ZM57 229L55 230V231H57ZM260 229H261V231H260ZM14 231H15V229H13ZM67 230V229H66ZM65 230V231H66ZM69 230H70V228H69ZM14 231H12V232H14ZM16 231H18V230H16ZM14 232V233H17V232ZM115 231H118V230H114V232ZM231 231V232H232ZM68 232V230L66 231V233ZM260 232V233H259ZM44 233H46V232H44ZM59 232L57 231V233L55 232L54 233V237H56V235L58 234ZM65 233V234H66ZM262 234V235H261ZM46 235H47V233H46ZM149 232L148 233H146V236H144V238H143V240H147L148 239V237H149ZM252 235V234H251ZM21 236V239L23 240V239H25V237H26V234L24 233V234H21L20 235ZM121 236H122V234H121ZM123 236H124V234H123ZM235 237H236V235H234ZM263 236V237H262ZM45 237V236H44ZM43 237V238H44ZM235 237H233L234 238V240H235ZM45 239V238H44ZM254 239V238H253ZM233 240V239H232ZM145 241H142V243L141 244H144V243H146ZM130 242V241H129ZM132 242V241H131ZM201 243V242H200ZM233 243H234V241H233ZM69 244H72V243H69ZM231 244H232V242H231ZM140 245V244H139ZM202 246V245H201ZM256 246V245H255ZM254 246V247H255ZM257 247V248H256ZM255 248H254V250H255V252H257L256 250L258 249V246H256ZM260 247V246H259ZM257 253H259V250H258V252ZM217 254V253H216ZM215 253H214V255H216Z\"/></svg>","mask_w":264,"mask_h":264}]
</instances>
